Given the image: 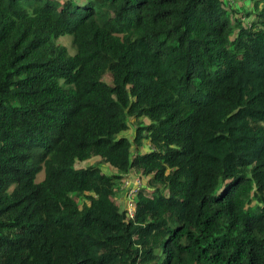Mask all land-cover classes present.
I'll use <instances>...</instances> for the list:
<instances>
[{
  "label": "trees",
  "instance_id": "16d2710c",
  "mask_svg": "<svg viewBox=\"0 0 264 264\" xmlns=\"http://www.w3.org/2000/svg\"><path fill=\"white\" fill-rule=\"evenodd\" d=\"M0 264H264V0H0Z\"/></svg>",
  "mask_w": 264,
  "mask_h": 264
},
{
  "label": "built area",
  "instance_id": "2783aa9c",
  "mask_svg": "<svg viewBox=\"0 0 264 264\" xmlns=\"http://www.w3.org/2000/svg\"><path fill=\"white\" fill-rule=\"evenodd\" d=\"M143 179L141 178L140 173L134 172L130 175V177H127L123 183H122V191L126 193L128 203H127V209L129 211V214L131 216L134 215V200L136 198V195L141 190L143 186Z\"/></svg>",
  "mask_w": 264,
  "mask_h": 264
},
{
  "label": "rangeland",
  "instance_id": "374dc122",
  "mask_svg": "<svg viewBox=\"0 0 264 264\" xmlns=\"http://www.w3.org/2000/svg\"><path fill=\"white\" fill-rule=\"evenodd\" d=\"M246 4H249V1H247ZM58 43H60L62 45H65L69 49L71 54L75 53L76 48L73 45V36L72 35L66 34V35H63V36L59 37L58 38ZM106 78H107L108 81L111 80L109 76L106 77ZM134 133H135V127H134V122L132 121L130 129L127 132H125V134H128L129 136H133ZM131 138H133V137H131ZM144 144H145V146L143 148V152L148 150L151 147V145L148 142H146V141L144 142ZM90 163H93V161H89V162L83 163V165L84 164H90ZM104 170L108 171L109 169L104 168ZM43 178H44V173H41L39 175V177H38V180L40 181ZM144 183H145L144 186L146 187V184H147L146 181Z\"/></svg>",
  "mask_w": 264,
  "mask_h": 264
}]
</instances>
